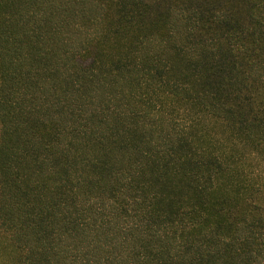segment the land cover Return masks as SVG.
Returning <instances> with one entry per match:
<instances>
[{
	"label": "trees",
	"instance_id": "trees-1",
	"mask_svg": "<svg viewBox=\"0 0 264 264\" xmlns=\"http://www.w3.org/2000/svg\"><path fill=\"white\" fill-rule=\"evenodd\" d=\"M246 31L264 0H0V264H264Z\"/></svg>",
	"mask_w": 264,
	"mask_h": 264
},
{
	"label": "rangeland",
	"instance_id": "rangeland-1",
	"mask_svg": "<svg viewBox=\"0 0 264 264\" xmlns=\"http://www.w3.org/2000/svg\"><path fill=\"white\" fill-rule=\"evenodd\" d=\"M241 36L253 50L264 46V33L260 40H256L250 31L242 32ZM231 98L233 99L231 104L238 110L250 114V110L254 107L255 113L264 117V89L254 87L251 91H245L243 94H232ZM238 104L240 106H237Z\"/></svg>",
	"mask_w": 264,
	"mask_h": 264
}]
</instances>
